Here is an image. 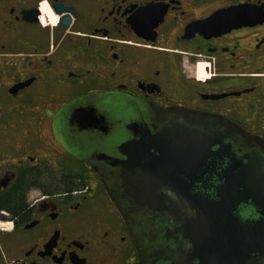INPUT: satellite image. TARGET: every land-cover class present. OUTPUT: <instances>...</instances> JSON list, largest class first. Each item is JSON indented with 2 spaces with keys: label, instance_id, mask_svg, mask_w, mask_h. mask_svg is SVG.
Returning <instances> with one entry per match:
<instances>
[{
  "label": "flooded vegetation",
  "instance_id": "af4514ba",
  "mask_svg": "<svg viewBox=\"0 0 264 264\" xmlns=\"http://www.w3.org/2000/svg\"><path fill=\"white\" fill-rule=\"evenodd\" d=\"M209 225L264 264V0H0V264H202Z\"/></svg>",
  "mask_w": 264,
  "mask_h": 264
},
{
  "label": "water",
  "instance_id": "95a60500",
  "mask_svg": "<svg viewBox=\"0 0 264 264\" xmlns=\"http://www.w3.org/2000/svg\"><path fill=\"white\" fill-rule=\"evenodd\" d=\"M182 150L190 152L192 149L188 147V149ZM168 182L176 184L175 189H188L183 181L174 179ZM146 184L153 186L157 183L147 182ZM244 229V225H209L208 231L204 233V241H206L203 245L202 264H239L242 254H237V258H234L235 255L231 253V249L234 248L238 251L239 248L244 247L245 244L241 243V240L246 236Z\"/></svg>",
  "mask_w": 264,
  "mask_h": 264
}]
</instances>
